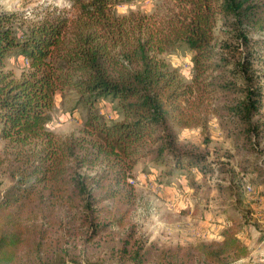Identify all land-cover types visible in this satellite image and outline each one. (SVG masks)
<instances>
[{
  "label": "trees",
  "instance_id": "16d2710c",
  "mask_svg": "<svg viewBox=\"0 0 264 264\" xmlns=\"http://www.w3.org/2000/svg\"><path fill=\"white\" fill-rule=\"evenodd\" d=\"M68 1L69 9L53 8L22 29L16 13L0 11V166L9 181L0 191V264L37 254L56 209L76 212L88 238L110 221L121 225L134 194L127 177L139 160L184 181L192 169L201 178L216 170L203 153L178 146V130L206 134L215 116L247 143L264 131L254 119L263 96L264 0H159L149 12L125 14L115 7L128 0ZM179 46L191 53L188 81L165 58ZM10 55L25 63L17 77L3 69ZM56 92H72L84 106L77 130L46 128ZM100 99L119 119L95 110ZM131 234L119 239V252L142 264L146 250ZM219 238L156 249L157 260L227 264L246 256L232 222Z\"/></svg>",
  "mask_w": 264,
  "mask_h": 264
},
{
  "label": "rangeland",
  "instance_id": "374dc122",
  "mask_svg": "<svg viewBox=\"0 0 264 264\" xmlns=\"http://www.w3.org/2000/svg\"><path fill=\"white\" fill-rule=\"evenodd\" d=\"M158 1L128 0L115 10L121 14L118 8L127 5V11L149 12ZM53 8L69 9L70 3L68 0H0V11L17 14L14 25L18 29ZM214 34L217 39L223 37L219 22ZM260 45L261 74L264 73V40ZM190 57L191 53L182 46L165 54L184 81L191 77ZM24 68L19 55L5 58L3 69L10 70L15 77ZM261 79L262 103L254 119L264 125V74ZM94 108L107 121L119 119L108 99L98 100ZM85 115V108L76 102L74 93L56 92L46 128L67 134L81 127ZM177 141L184 149L203 153L216 170L201 178L192 169L184 181L159 175V168L155 171L148 158L139 160L127 177L134 194L121 225L110 221L88 238L76 212L56 209L49 217L40 251L32 255L21 252L20 264H133L127 254L119 252V239L129 231H132L131 239L143 242L146 259L142 264H164L157 260L156 249L219 240L229 221L235 226L237 238L246 246L247 254L227 264H264V131L257 143L253 138L247 143L229 122L220 123L218 118L210 116L206 134L200 133L199 128L180 129ZM2 149L0 140V156ZM8 183L0 166V191ZM110 206L109 201H103L101 215Z\"/></svg>",
  "mask_w": 264,
  "mask_h": 264
},
{
  "label": "clouds",
  "instance_id": "9594fccd",
  "mask_svg": "<svg viewBox=\"0 0 264 264\" xmlns=\"http://www.w3.org/2000/svg\"><path fill=\"white\" fill-rule=\"evenodd\" d=\"M127 8H128L127 5L120 6V7L118 8V11H119V13H121V14H125L126 11H127Z\"/></svg>",
  "mask_w": 264,
  "mask_h": 264
},
{
  "label": "built area",
  "instance_id": "2783aa9c",
  "mask_svg": "<svg viewBox=\"0 0 264 264\" xmlns=\"http://www.w3.org/2000/svg\"><path fill=\"white\" fill-rule=\"evenodd\" d=\"M213 177H214V174L211 176V178L213 179Z\"/></svg>",
  "mask_w": 264,
  "mask_h": 264
}]
</instances>
